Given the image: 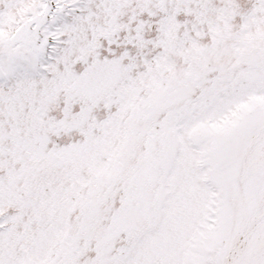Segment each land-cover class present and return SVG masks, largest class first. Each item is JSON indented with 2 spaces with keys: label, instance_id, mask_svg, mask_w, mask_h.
<instances>
[{
  "label": "snow or ice",
  "instance_id": "6c2138e0",
  "mask_svg": "<svg viewBox=\"0 0 264 264\" xmlns=\"http://www.w3.org/2000/svg\"><path fill=\"white\" fill-rule=\"evenodd\" d=\"M0 264H264V0H0Z\"/></svg>",
  "mask_w": 264,
  "mask_h": 264
}]
</instances>
